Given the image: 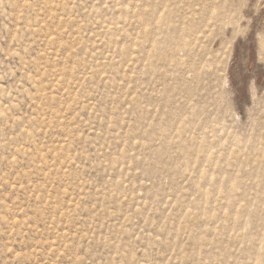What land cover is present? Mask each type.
<instances>
[{
  "label": "rangeland",
  "instance_id": "374dc122",
  "mask_svg": "<svg viewBox=\"0 0 264 264\" xmlns=\"http://www.w3.org/2000/svg\"><path fill=\"white\" fill-rule=\"evenodd\" d=\"M0 264H264V0H0Z\"/></svg>",
  "mask_w": 264,
  "mask_h": 264
},
{
  "label": "bare ground",
  "instance_id": "6f19581e",
  "mask_svg": "<svg viewBox=\"0 0 264 264\" xmlns=\"http://www.w3.org/2000/svg\"><path fill=\"white\" fill-rule=\"evenodd\" d=\"M262 44H263V42H262Z\"/></svg>",
  "mask_w": 264,
  "mask_h": 264
}]
</instances>
